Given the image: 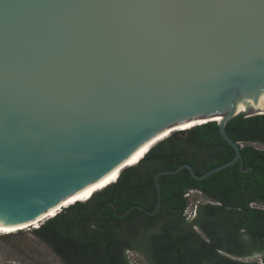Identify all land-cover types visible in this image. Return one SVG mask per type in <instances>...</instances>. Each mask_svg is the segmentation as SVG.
I'll list each match as a JSON object with an SVG mask.
<instances>
[{"label":"water","instance_id":"95a60500","mask_svg":"<svg viewBox=\"0 0 264 264\" xmlns=\"http://www.w3.org/2000/svg\"><path fill=\"white\" fill-rule=\"evenodd\" d=\"M256 115L264 0H0V232L40 222L189 123L216 122L233 158L156 173L152 211L99 212L154 215L158 178L183 169L251 172L225 127Z\"/></svg>","mask_w":264,"mask_h":264},{"label":"trees","instance_id":"16d2710c","mask_svg":"<svg viewBox=\"0 0 264 264\" xmlns=\"http://www.w3.org/2000/svg\"><path fill=\"white\" fill-rule=\"evenodd\" d=\"M227 135L240 146V162L203 180L183 169L158 178L160 206L153 177L189 164L195 174L224 164L234 156L216 122L176 131L153 146L141 161L125 168L114 184L86 203H75L45 220L30 234L47 246L62 264H131L129 245L147 264H264V115L238 116L226 124ZM195 189L218 206H196L186 218V191ZM99 212V213H98ZM110 221V222H108ZM3 234L9 237L19 234ZM258 254L259 262L244 261Z\"/></svg>","mask_w":264,"mask_h":264},{"label":"rangeland","instance_id":"374dc122","mask_svg":"<svg viewBox=\"0 0 264 264\" xmlns=\"http://www.w3.org/2000/svg\"><path fill=\"white\" fill-rule=\"evenodd\" d=\"M203 199L199 194L190 193L189 204L186 209V217L190 218L195 208L194 204ZM191 214V215H190ZM28 227L19 234L2 237L0 234V264H62L51 250L36 240ZM131 264H147L144 257L138 253H128ZM260 255L245 258L244 261L259 262Z\"/></svg>","mask_w":264,"mask_h":264},{"label":"bare ground","instance_id":"6f19581e","mask_svg":"<svg viewBox=\"0 0 264 264\" xmlns=\"http://www.w3.org/2000/svg\"><path fill=\"white\" fill-rule=\"evenodd\" d=\"M197 124H201V123H189L187 125H183L180 126L179 128L175 129V130H171L169 132H167L164 136L154 140L153 142H151L149 145H147L138 155L137 157L130 163L125 164L123 166H121L119 169H117V171L115 172V174L110 178L105 180L103 183H101L98 187L94 188L93 190H91L90 192H88L87 194L83 195L82 197L79 198H74L72 200L67 201L64 205H61L59 210H54L52 212H50L44 219H42L40 222H44L46 219L48 218H52L55 216V214H57L58 211H61L63 208H67L70 205L75 204L76 202H84L86 200H89L91 198V196L97 192L102 190L104 187L108 186L109 184H112L113 182H115L117 180V176L119 174V172L121 170H123L124 168L130 167V166H135L139 163V161L145 156V154L148 152V150L154 146L157 142H159L160 140H163L164 138H166L167 136H169V134H171V132H175V131H184L187 129L192 128L193 126L197 125ZM40 222H36L31 224L28 227L31 228H38ZM41 226V225H40ZM28 227H24V228H20V230H24L27 229ZM19 231V229L13 230V231H9V232H0V234H13L15 232ZM25 231V230H24Z\"/></svg>","mask_w":264,"mask_h":264},{"label":"flooded vegetation","instance_id":"af4514ba","mask_svg":"<svg viewBox=\"0 0 264 264\" xmlns=\"http://www.w3.org/2000/svg\"><path fill=\"white\" fill-rule=\"evenodd\" d=\"M190 193H196V194H199L201 196V198L203 199L202 201H198L196 202V204H194L195 206V209H196V206H218V203L211 199V198H208V197H205L201 192L195 190V189H191V190H188L186 191V193L184 194L183 198L186 200L187 202V206H191L189 204V196H190ZM186 211V210H185ZM184 215H185V212H184ZM186 216V215H185ZM195 216V212L192 216H190V219L193 218ZM187 218V217H186ZM110 222V221H108ZM135 248L132 246V245H129L128 247V251H126L127 253V257H128V253H136L137 251L134 250ZM253 255V254H252ZM252 255L246 257V258H250L252 257ZM129 258V257H128Z\"/></svg>","mask_w":264,"mask_h":264},{"label":"built area","instance_id":"2783aa9c","mask_svg":"<svg viewBox=\"0 0 264 264\" xmlns=\"http://www.w3.org/2000/svg\"><path fill=\"white\" fill-rule=\"evenodd\" d=\"M194 212H195V208H194V210H193V214H194ZM193 214H192V215H193ZM185 215H186V211H185ZM190 215H191V214H190Z\"/></svg>","mask_w":264,"mask_h":264}]
</instances>
